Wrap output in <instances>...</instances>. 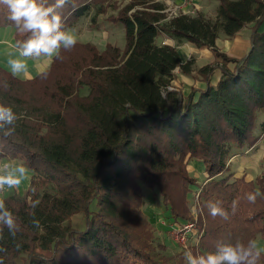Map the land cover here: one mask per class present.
<instances>
[{
	"label": "trees",
	"instance_id": "trees-1",
	"mask_svg": "<svg viewBox=\"0 0 264 264\" xmlns=\"http://www.w3.org/2000/svg\"><path fill=\"white\" fill-rule=\"evenodd\" d=\"M106 1L70 0L59 10L64 28L73 29L94 6L97 15L107 13ZM219 1L215 19L168 18L164 3L154 0H130L121 8L114 2L119 12L108 20L124 25V49L108 43L101 51L78 41L52 60L47 76L57 77L42 98L33 84L47 77L23 80L0 65V103L23 117L12 136L0 135V158L22 160L33 172L25 196L3 199L16 224L14 235L0 225L3 264H185L183 257L162 253L167 247L155 239L144 211L145 187L158 191L171 223L193 220L194 192L201 186L188 168L194 160L205 166L208 181L199 193L206 227L192 252L264 239V173L247 181L234 178L228 165L259 140L264 0ZM7 16L0 5V28H13L14 42L24 38ZM247 25L251 46L245 56L218 49L219 32L232 38ZM161 33L213 51L217 60L198 71L204 89L184 95L173 87L177 69L190 75L193 62L159 44ZM248 193H259L254 203ZM209 201H221L229 218L212 217ZM80 213L83 229L70 222Z\"/></svg>",
	"mask_w": 264,
	"mask_h": 264
},
{
	"label": "clouds",
	"instance_id": "clouds-1",
	"mask_svg": "<svg viewBox=\"0 0 264 264\" xmlns=\"http://www.w3.org/2000/svg\"><path fill=\"white\" fill-rule=\"evenodd\" d=\"M70 0H0L8 10L7 19L16 31L24 38L8 44L7 66L13 76L32 79L33 73L28 61H35L34 68L38 75L47 77L52 60L61 58L62 51L74 48L78 42L71 29H65L62 10ZM23 118L11 106L0 103V135L3 138L12 136L16 122ZM28 168L20 162L10 160L0 163V191L19 189L23 182L29 179ZM259 193H248L249 202H255ZM236 201H233L232 211H235ZM207 208L212 217L227 220L228 211L221 201H209ZM39 226V221L34 220ZM0 225L6 226L11 234H15L16 224L13 213L8 209L3 199H0ZM2 231V228H0ZM264 248L255 239L242 241L237 239L232 243H218L212 252L194 254L191 250L184 252L185 264H258ZM0 264H3L0 260Z\"/></svg>",
	"mask_w": 264,
	"mask_h": 264
},
{
	"label": "rangeland",
	"instance_id": "rangeland-1",
	"mask_svg": "<svg viewBox=\"0 0 264 264\" xmlns=\"http://www.w3.org/2000/svg\"><path fill=\"white\" fill-rule=\"evenodd\" d=\"M129 1L125 2L124 0H107L105 2V4L108 6L107 7L108 11H107V13H105L103 15H101V14L97 15L96 11H95L96 7L94 6L90 10L88 15L81 18L74 25V28L71 29L74 31L75 35L77 36V40L80 42H83V43H89V42L94 43V44L97 43L98 45H96V44L95 45L101 51L106 47V45L108 43H111L117 47L119 46L122 48V49L121 48L120 49L123 50V48L126 45L125 27L121 23L113 24L108 19L112 16H117V14L119 12L118 8L117 9L113 8L112 4L114 2L118 3L117 4L118 7L121 8L125 4H127ZM155 2H157V1H155ZM182 13L183 12H179L178 14H182ZM94 17L96 18L95 20H93ZM219 50H221V49L219 48ZM228 56L232 57V55H229V54H228ZM232 58H234V57H232ZM216 60L217 59H216L214 53H213L212 57L203 55L202 58H199L198 62H197V59L194 58L193 59L194 64H193L192 72L190 75H186V74L182 73L180 71V69H177V71L175 72V81L173 83V87L178 88V90H181V92L184 95H188V93L191 92L192 88H198L197 87L198 84L202 83V81H203V79H201V77L198 73L201 66L202 65L205 66L206 64H208V65L212 64ZM220 72L221 71L216 70L214 74L217 73L219 75ZM56 77H57V75H51V76H47V79H44L40 82L36 81L35 84H33L34 85L33 91H34V93L36 91V93H35L36 97L42 98L44 96L43 95L44 92L52 91V86H53L52 83L55 81ZM203 83H204V81H203ZM257 120H258V118H257ZM257 128H258V123H257ZM257 136H259V140L253 146H251L250 149L245 148V152L237 154V156H234L233 158H231L232 160L233 159L237 160L235 162V166L239 167L237 169V171H240L242 167H246L247 165H249V166L253 165L254 168H252L251 172L254 170H256V172H260L261 163L263 165V170H264V156H263L264 155V122L262 125V131ZM258 150H259V153H258L259 156H261V154H262V157L259 159V161H261V163L251 165V161L247 158L250 157V154H252V152H256ZM236 157H237V159H236ZM230 163H231V160L228 162V165L231 168V172L234 173V178L243 177L244 179H246V177H245L246 175L244 173L245 169L243 170V174H241L242 172H236L235 171L236 169H234L233 165L231 164L232 165L231 166ZM188 166H189L188 168L191 169V170H189L190 172L199 171L200 173H202L204 170V169H202V164L196 160L189 163ZM192 169H194V170H192ZM262 173H264V171L263 172L261 171L260 174L257 173V177L260 176ZM191 174L193 175V173H191ZM197 180L201 181V183H199V184H201V186L199 185L198 187H196L197 189L194 192L196 195V197H195L196 200L194 199V201H192V210H193L194 218H193V220L183 221L182 223L194 222L196 224V228L193 229V232H194L193 237L196 241L199 240L198 241L199 242L198 246H199L200 242H201V236L203 235V234L201 235V233H202V231H203V233L205 231L206 221H205L204 210L202 209V206H200L201 199H200V197H197V192H199L201 190V187H203V183H205L203 181L204 175L203 174L200 175L197 178ZM247 181H249V180H247ZM51 188H52V186H51ZM26 194H24L23 196H25ZM145 197H146V199H145L146 203L144 206V211H146V213L148 214V218L150 220V223L152 225V230L154 232V237L159 243H161L167 247V252H162V253L166 254V255L169 254V255H173L175 257L178 256V257L184 258L183 254L186 250H191V251L193 250V252H194L197 245L193 246V244H192V246H193V248H192V246H190L188 244V241L185 244L184 243L180 244V242L178 243L174 239L175 235L173 234V229H174V227L176 228L177 226H175L171 223L172 219H169L168 217L166 218L168 212H166L162 206V197L159 195L158 191L156 189L150 190V189L145 187ZM200 216L203 220L204 230L202 227H200L201 225L199 224L200 223V219H199ZM70 222H71L73 227H75L77 229H83L84 225H85L84 214L80 213L78 215H75L74 217L71 218ZM176 225L180 226L179 224H176ZM199 234H200V236H199ZM194 239H191L189 242L193 243ZM187 245H188V247H187Z\"/></svg>",
	"mask_w": 264,
	"mask_h": 264
},
{
	"label": "crops",
	"instance_id": "crops-1",
	"mask_svg": "<svg viewBox=\"0 0 264 264\" xmlns=\"http://www.w3.org/2000/svg\"><path fill=\"white\" fill-rule=\"evenodd\" d=\"M124 1L127 2L129 0H124ZM154 1L164 3V5L167 6V7L165 6V8H167V9H171L173 6H175V4L180 5V4H183L186 2L185 6L183 7L184 12L182 14H185L188 16L190 15L193 17L198 16L199 14H202V15H205L206 17L210 18V19H215L217 17L218 11L220 8L219 7V5H220L219 0H154ZM251 27H252V25H247V27L243 28L240 32L235 34V36H233L232 38L224 35V33L222 31L219 32V35H218L219 37L216 41V45H217L218 49L220 48L222 51L226 52L227 54L232 55V57L241 58V57L245 56L248 53V51L250 50L249 48L251 46V39H250ZM13 35H14V29L13 28H11V27L0 28V65L3 68H6L7 70H9V68L7 66V60L9 58L8 52L11 51V49L8 47V44L14 43ZM157 38H158L159 44H161V43L170 44L173 47L177 48L178 51H180L183 62H189L192 60V62L194 64V61H193L194 58H196L197 62H198L199 58H202L203 55L209 56V57L213 56V51L207 47L198 48L196 45H194L191 42L189 43L185 40L173 38V37H171L165 33H161V35H159ZM95 44L98 45L97 43H95ZM34 64H35V61H33V60L28 61V65H29L30 70L33 73V77L38 75L35 71ZM16 77L17 78L19 77L20 79L25 80V78H23L22 76H16ZM219 77H220V74L219 75L217 73L214 74V77H213L214 83L218 82ZM205 86H206V84L203 83V81H202V83L198 84L197 87L199 89H204ZM263 120H264V112H261L258 115V120H257L258 121V128L256 129V135H259L262 131V125L264 122ZM258 153H259V150L256 152H252V154H250V157L247 158L251 161V165L261 163V161H259V159L262 157V154H261V156H259ZM236 159H237V157H236ZM10 160H15L17 162L24 164V162L22 160L20 161L19 159H15V158H11V157L0 158V163L8 162ZM230 160H231L230 165L231 164L233 165L234 169H236L235 170L236 172H242L241 174H243V170L245 169L244 170L245 171L244 173L246 175L245 177L249 181L254 180V178L257 177V173L260 174L261 171L262 172L264 171L262 163L260 166V172H256V170L251 172L252 168H254L253 165L252 166L247 165L246 167H242L240 171H237V169L239 168V167L235 166V162L237 160H235V159H233V160L230 159ZM26 167L28 168V166H26ZM194 169H192V170H194ZM202 169H204L202 173H200L199 171H197V172L194 171L191 173H193V176H195L196 178H198L200 175L203 174L204 175L203 181L207 182L208 176L205 172V166L202 165ZM28 170H29V172H28L29 179L25 180L19 189H7L6 192L0 191V199L7 198V196H11L14 194L22 197L24 194H26L29 191L31 179L33 177V172L29 168H28ZM189 170H191V169H189ZM230 170H231V168H230ZM199 183H201V181H199ZM256 240L259 242L260 247L264 248V239H262L261 237H258Z\"/></svg>",
	"mask_w": 264,
	"mask_h": 264
},
{
	"label": "built area",
	"instance_id": "built-area-1",
	"mask_svg": "<svg viewBox=\"0 0 264 264\" xmlns=\"http://www.w3.org/2000/svg\"><path fill=\"white\" fill-rule=\"evenodd\" d=\"M185 4H186V2L183 3V4H180V5L175 4V6H173L171 9H166L164 11L168 13V18H173L176 15H178L179 12H184L183 11L184 10L183 7L185 6ZM170 89H172V87H170ZM6 191H7V189H5L2 192H6ZM199 193H200V191L197 192V197L200 196ZM173 225L177 226L176 228L174 227V229H173V234L175 235L174 236V239L176 240V242H178V243L180 242V244L181 243H184L185 244L188 241V244L190 246H192V244H193V246H196V245L198 246V243H199L198 241L199 240L196 241L194 239V237H193V234H194L193 229L196 228V224L194 222L181 223V224H179L180 226H178V225H176L174 223H173ZM202 234H203V231H202L201 235ZM199 236H200V234H199ZM191 239H194V242L193 243L192 242H189ZM187 247H188V245H187Z\"/></svg>",
	"mask_w": 264,
	"mask_h": 264
}]
</instances>
